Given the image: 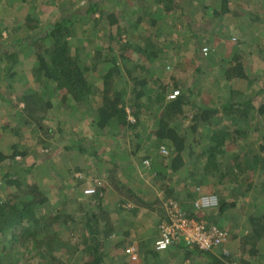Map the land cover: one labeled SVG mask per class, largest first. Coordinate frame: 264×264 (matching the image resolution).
<instances>
[{
	"label": "trees",
	"instance_id": "trees-1",
	"mask_svg": "<svg viewBox=\"0 0 264 264\" xmlns=\"http://www.w3.org/2000/svg\"><path fill=\"white\" fill-rule=\"evenodd\" d=\"M23 1L27 3L28 0ZM58 1L33 0L24 7L55 17L40 35L35 34L40 22L31 12L21 16L22 19L20 17L21 29L14 23L11 28L1 27L8 18L9 7L0 9L3 15L0 21V71L8 73L9 82H6L11 90L22 89L21 95L15 97L16 101L7 102L4 97L2 100L16 110L25 124L34 125L37 143L43 148H48L47 144L54 136L61 137V133H65L64 121L61 122L59 117L76 110L83 112L91 126L100 132L94 135L96 137L108 134L106 137L118 140L121 135L114 133L117 129L124 135L144 138L145 143H136L131 155L142 151L145 154L142 162L150 161L151 166L160 164L156 178L164 182V186L167 182L168 185L161 187L163 199L154 204L159 205L163 217L164 201L171 199L179 203L188 218L226 232L229 243L239 238L241 258L229 251V243L222 249L204 252L180 242L174 244L168 254H162L154 248L156 236L153 234L139 249L144 264H254L259 259L261 245H264V183L256 192L252 178L264 174V142L259 140L257 150L243 155L242 140L247 139L248 131H244L242 125L249 121L254 111L258 120L263 118L264 105L257 108L252 98H245L236 85L246 82L255 96L264 94V87L253 88V74H248L244 65L251 55H258L264 77V34L251 44L256 40L247 38L241 27L244 23L241 14H248L256 22L260 18L247 10L242 9L240 14L233 11L229 0H217V5L212 8L193 0L200 11L197 18L191 10L193 5L187 4V0H135L138 6L126 10L120 9L116 0H82V5L76 0ZM224 19L234 21L237 31L241 30L240 52H229L228 57L221 60L213 59V50L220 47L219 42L216 47L208 38L203 44L197 32L204 33L210 25H218ZM178 25L190 30L198 26L192 35L199 55L194 59L196 78L189 84L179 77L182 73L179 71L188 68L185 63L173 65V71L167 70L173 60L170 37ZM103 27L109 36L108 47L104 50L94 48L86 53L84 48L75 45L74 40L80 35H92L104 30ZM232 29L229 26L224 38H231L229 31ZM6 33L8 37H5ZM96 42L88 40L91 46ZM222 48L225 54L227 49L231 50V45ZM28 57L32 65L25 74L20 71ZM201 60H210L211 65H216L219 75L215 81L220 87L229 88L225 99L216 100L210 96L212 100H209L198 91L197 81L208 73L199 65ZM174 92L178 94L171 99ZM55 122L56 130L53 131ZM12 132L20 138L12 144L10 155L11 160L16 161L19 156L25 158L26 154L17 151L23 136H19L17 128ZM83 138H76L65 149L85 154L80 143L89 137ZM148 144L154 145L157 153L153 154L150 149L146 151ZM163 150L168 153L162 154ZM5 158L0 153V162ZM99 163L105 165L106 180L96 186L94 195L83 201L66 197L61 200L60 207L52 206L46 192L36 183L25 185L17 173L6 176L7 184L17 190L8 194L5 201H0V264H32V261L35 264H130L124 259L130 257L127 249L132 242L128 239L113 244V249L119 252L117 256L107 251L106 247L115 235L128 237L129 233L121 232L105 210L106 195L110 189V192L119 193L120 198L135 201L134 204L126 199L121 201L120 208L124 212H135L139 206H155L137 197L120 177L121 169L113 161ZM76 170L83 172L80 168ZM168 170L173 176L179 172L188 176L175 182L172 175L169 177ZM245 176L250 180L242 198L255 191L253 196L262 197L263 204L258 214L249 216L247 232L238 237L218 218L236 204H230L221 195L219 199L213 188L227 182L244 183L247 181ZM180 183L187 189L184 199L173 186ZM201 196H216L217 206L196 209L194 203ZM70 201L78 204L76 211L81 216L75 215L74 209L71 211ZM164 220L156 227L157 235ZM223 249L230 255H224Z\"/></svg>",
	"mask_w": 264,
	"mask_h": 264
},
{
	"label": "rangeland",
	"instance_id": "rangeland-1",
	"mask_svg": "<svg viewBox=\"0 0 264 264\" xmlns=\"http://www.w3.org/2000/svg\"><path fill=\"white\" fill-rule=\"evenodd\" d=\"M60 1L61 0H59L58 2L60 3ZM76 1H79L78 3L82 5V2L84 0ZM187 1V4L191 3L193 5L191 10L195 11V17L197 18L200 15V11L195 1ZM198 1L200 3H206V6L210 8L216 6L218 3L217 0ZM31 2L33 3V0H28L27 3L23 0H3L0 3V9L2 10L9 7V10L7 11L8 18L2 24V26L1 24L0 26L4 28H11L12 24L14 23L16 28L18 27L19 29H21V21H19L20 17L28 14V12H31L33 17L38 19L40 22V28L35 32L36 35H40L43 32L46 24L51 22L52 20H55V17L49 14L46 16L41 15L35 10H26V8L24 7ZM117 3L122 10L131 9L138 6L137 1L135 0H116V4ZM181 4L184 3L181 2ZM229 4L233 11L239 14L243 9L247 10V12L256 14L260 18V21L256 22L254 19L250 18L248 14H241V20L244 22L242 23L241 27L243 26L242 29L246 31V37L250 39L254 38L256 40L251 41V44L259 41L257 39H259L260 36L264 34V0H229ZM33 9H36V7H33ZM186 11H189V9ZM10 14H13V16L9 17ZM2 17L3 15L0 13V21ZM253 18H255V16ZM229 26H231L233 29L229 31L231 38L227 39L224 38V32L228 31ZM177 27V29L172 30L173 33L170 37V39L172 40L171 47L173 52V60L172 63L168 66L167 70L173 71L176 64L185 63L188 68L185 71H179V73L182 72L179 77H182L183 80H185L189 84L196 78L194 73V62L196 61L194 59L196 57L198 58L199 55L197 54V47H195L194 45V39L192 35L196 30L194 28H197L198 26L195 25L192 30L187 27L183 29L182 25H178ZM103 29L104 30H99V32L92 35H87L85 37L80 35L78 40H74L75 45L82 47V49L84 48L83 50H85L86 53L93 50L94 48L104 50L106 47H108L107 39L109 36L106 35V29L104 27ZM205 31L206 32L204 33L197 32L199 33L201 43L204 44L205 42H207L208 38H210L212 39L215 46L218 44V42L220 44L219 48L213 50L215 52L213 59L221 60L224 57H228L230 53L239 50V46L242 43L240 41L239 35L241 34V30L240 32L237 31L234 21L224 19L218 25H210V27ZM122 32L124 33V31ZM4 35L5 37H8L7 33ZM88 40H95L97 42L93 46H91L88 43ZM227 43L231 45V50H228L226 48L227 50L224 54L222 46L226 47L228 45ZM259 59L260 58L258 57V55L254 54L250 56V59H246L244 61V65L247 68V73H250L251 75L253 74L252 78H254V81L252 82L254 89L264 87V77L262 76V69H260L259 67L261 66ZM209 61L210 60H201V62L199 63V65L205 67L208 73H206V75H204L203 77L201 76L200 80L197 81L199 87L198 91L202 92L205 97H209V100H212V97L210 98V96H213L216 100L225 99L228 94L229 88L227 85V87H225L224 85L220 87V85L217 84L215 79L219 75V70L215 68V64L211 65V62ZM24 62L26 63V65H24L23 70H21L20 72H24L26 74L31 69V58H26V61ZM8 79V73L5 70H1L0 153L6 156V158L2 162H0V201H5V198L8 194L13 193L15 190H17L7 184L6 179L8 177L6 176L9 174H18V176L23 179L25 185L36 183L46 192V194L50 198V204L52 206L60 207L61 200L64 201L66 197L68 199H71L72 201H74L76 197L79 198L78 201L89 199L90 196L85 195L84 191L87 188H96L97 185L103 184L104 180H106L104 179L106 172L104 168L105 165L99 163L101 161H113L117 166H119V168L121 169L120 177L123 178L124 181L134 190V192L137 194V197L148 203V205H153L154 203H156V201H160L163 199V194L161 192L162 190L160 189L164 186V182H159V180L156 178L157 175L159 177L158 169L160 168V164L155 163L154 165L147 167L145 163L142 162V157L145 156L142 151L138 152V154L136 155H131V152H134V150L136 149V143H145L144 138L137 139L135 137V134L132 136H130L131 134L124 135L117 129L114 133H118L119 135H121L120 137H118V140L116 137H106L108 134H103L102 132V136L98 135L96 137L94 135L100 132L95 130L91 126L83 112L80 113L78 110H76L71 113L69 112L68 115L59 117V120L61 119V122L64 121V125L66 128L65 133H61V137L60 135H56V137L54 136V138L48 142V148H43V145L37 143V133L33 132L34 125L32 123L25 124V122L20 119L21 117H19L16 113V110L12 109L10 104H6V101L8 102V100L12 102L16 101L17 99H15V97L21 95L22 93V89L20 88H13L11 90L6 82ZM30 79L31 81H34L32 76L30 77ZM10 83L14 84V82ZM237 84H239L236 85L238 91H243V96H245V98H252L253 104L257 108L262 104L264 105V94L257 97L252 93L251 89H249L250 85L248 83L241 81ZM3 97L6 101L2 100ZM258 119L259 117L254 111L250 116L249 121H247L245 125H242V127L244 126L243 130L248 131L247 139L242 140V145L244 146L242 148L245 149V151H243L242 153L245 156L251 153L253 150H257L259 140L264 142V117L260 118V120ZM52 127L53 131L56 130V122L52 124ZM16 128L17 131H19V136H23V142H19L17 151L20 153H25L26 157L23 158L22 156H19V159L13 161L10 158V155L13 152L12 144L16 143L20 139L12 132ZM77 128H79V130ZM78 137H84L83 139L89 137L88 140L82 141V143H80V146L85 151V154H82L79 150L65 149L66 147L71 146L73 141ZM129 141L133 144H130ZM147 146L148 148L146 149V151L150 149L152 150L153 154L157 153V148H155L154 145L148 144ZM76 168L82 169L83 172H76ZM167 173L169 177H171L172 174L170 170H168ZM177 174L178 175H172L175 182H181L186 178V176H188L186 173L182 172H179ZM245 178L247 180V176H245ZM252 179L254 189L257 192L260 190L261 186L264 183V174H260L259 177L255 176ZM249 180L239 184L234 182H227L224 184L215 185L213 188L214 191L219 194V199L221 195L222 198L224 197L230 204H236L235 207L228 209L225 214L221 216L219 215L218 218H220V221L224 227L230 228L232 234H235L238 237H242L243 234L247 232L249 216L258 214L263 204V200L261 199L262 197H259L255 194V196H253V193L255 191L250 192L245 198H242L243 193H245L248 186ZM167 185L168 182L164 187H167ZM173 186L175 190H177L176 192L180 193L181 199L187 197V189H183L184 185L182 183L178 185L173 184ZM189 186L190 184H188L187 187ZM237 186H239L240 188L237 189ZM250 190L252 191V189ZM255 197L258 198L254 199ZM125 199L129 201L130 204L135 203V201L126 197L120 198L119 193L116 194L115 191L110 192V189L105 199V210L110 213L113 221L115 222V225L118 226V229H121V232L126 231L129 233L128 237H123V235H115V237H113L111 242L107 245V251H112L113 255L116 256L119 254V252L118 250L113 249V244L128 239L132 243L135 242L134 244H137L140 248V246L143 244V241L147 242L152 237V233L155 231L158 223L164 218L163 214L160 212L161 208H159L158 204H154L155 207L153 208L139 206L140 209L136 210L135 212H124L120 208V204H122L123 200ZM72 201H70L71 203L69 205L71 211L74 209L75 215L80 214L76 211L78 204L75 202L72 203ZM255 207H257L258 209ZM162 208H164V206ZM210 213L208 212V214ZM215 214H217V212ZM233 241H235L236 245L239 243V238L234 239ZM120 256L123 255L121 254ZM28 257L30 258L31 255H28ZM142 258L143 257L139 255L137 261H132L130 257H126L124 259H126L125 261L130 264H144ZM30 263L35 264L36 262L32 261Z\"/></svg>",
	"mask_w": 264,
	"mask_h": 264
},
{
	"label": "built area",
	"instance_id": "built-area-1",
	"mask_svg": "<svg viewBox=\"0 0 264 264\" xmlns=\"http://www.w3.org/2000/svg\"><path fill=\"white\" fill-rule=\"evenodd\" d=\"M206 49H204V52ZM178 92L170 95L173 99ZM166 150L162 154H167ZM150 167V161L144 162ZM96 188H87L84 193L87 196L94 195ZM218 199L216 196H201L195 203L194 207L199 210H206L216 207ZM165 219L159 226V235L156 239L154 248L157 252L164 253L174 244L182 242L187 246L198 248L200 251H214L217 248L222 249L229 243V235L216 227H207L203 222L188 218L180 207L179 203L169 199L164 201ZM127 253L132 261L138 260L137 248L129 247ZM223 254L230 255V252L223 249Z\"/></svg>",
	"mask_w": 264,
	"mask_h": 264
},
{
	"label": "crops",
	"instance_id": "crops-1",
	"mask_svg": "<svg viewBox=\"0 0 264 264\" xmlns=\"http://www.w3.org/2000/svg\"><path fill=\"white\" fill-rule=\"evenodd\" d=\"M153 234H155L154 236H156L155 238L157 239V237H158V235H157V230L155 229V231L152 233V237H153ZM151 237V238H152ZM135 242H133L132 244H134ZM132 244H130V246L129 247H132V246H136V248H137V253H138V257H139V255H140V252H139V247H138V245L137 244H134V245H132ZM128 247V248H129ZM228 249H229V251L233 254V255H235L237 258H241V251H240V242L238 243V244H236L235 245V241H231L229 244H228ZM170 250V249H169ZM167 251V252H164V253H162V254H168L170 251ZM263 250H264V245L262 246L261 245V252H260V256H259V259H256L255 260V262H254V264H264V252H263ZM172 252H174V251H172ZM180 255V254H179ZM261 261V262H260Z\"/></svg>",
	"mask_w": 264,
	"mask_h": 264
}]
</instances>
